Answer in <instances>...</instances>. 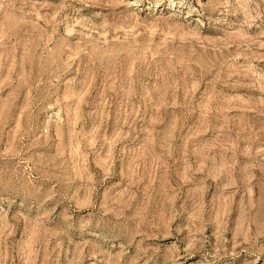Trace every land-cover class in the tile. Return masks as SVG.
I'll return each instance as SVG.
<instances>
[{"label":"rangeland","instance_id":"rangeland-1","mask_svg":"<svg viewBox=\"0 0 264 264\" xmlns=\"http://www.w3.org/2000/svg\"><path fill=\"white\" fill-rule=\"evenodd\" d=\"M0 264H264V0H0Z\"/></svg>","mask_w":264,"mask_h":264}]
</instances>
